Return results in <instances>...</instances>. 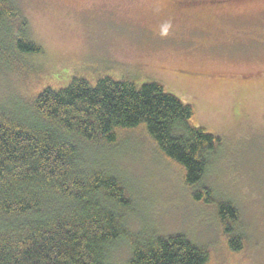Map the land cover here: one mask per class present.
Returning a JSON list of instances; mask_svg holds the SVG:
<instances>
[{
    "label": "rangeland",
    "instance_id": "rangeland-1",
    "mask_svg": "<svg viewBox=\"0 0 264 264\" xmlns=\"http://www.w3.org/2000/svg\"><path fill=\"white\" fill-rule=\"evenodd\" d=\"M15 1L42 54L27 57L23 69L0 64V110H19L44 88L63 89L73 77L160 82L194 107L198 126L221 140L197 187L209 188L214 202L194 200L183 171L142 127L119 132L113 146L84 157L124 188L133 206L124 232L181 234L206 249L207 264H264V0L195 10L179 7L180 0ZM9 27L15 36L17 24ZM10 43L2 34L4 62L19 58L10 55ZM220 200L237 209L238 252L229 249L218 222ZM129 255L126 240L115 242L113 264H125Z\"/></svg>",
    "mask_w": 264,
    "mask_h": 264
},
{
    "label": "trees",
    "instance_id": "trees-1",
    "mask_svg": "<svg viewBox=\"0 0 264 264\" xmlns=\"http://www.w3.org/2000/svg\"><path fill=\"white\" fill-rule=\"evenodd\" d=\"M11 24H17L15 36ZM27 30L16 1L0 0V37L10 38L7 49L19 57L4 62L0 48L1 65L23 69L27 57L42 54ZM21 107L0 110V264H113L120 239L130 249L125 264L208 263L206 249L181 234L125 233L123 218L133 206L124 188L84 157L113 146L119 132L142 127L158 152L183 171L194 200L211 204L209 188L197 187L221 140L196 124L191 104L160 82L137 85L103 76L93 83L73 77L65 88H44ZM216 213L229 249L240 251L235 205L220 200Z\"/></svg>",
    "mask_w": 264,
    "mask_h": 264
},
{
    "label": "flooded vegetation",
    "instance_id": "flooded-vegetation-1",
    "mask_svg": "<svg viewBox=\"0 0 264 264\" xmlns=\"http://www.w3.org/2000/svg\"><path fill=\"white\" fill-rule=\"evenodd\" d=\"M228 2L229 0H180L179 2H177V4L181 8L188 7V9L190 10H195L201 7H205L203 6L205 4L220 8L227 5Z\"/></svg>",
    "mask_w": 264,
    "mask_h": 264
}]
</instances>
